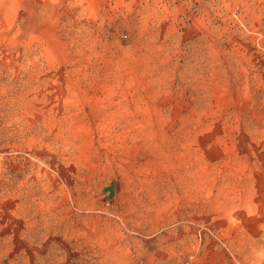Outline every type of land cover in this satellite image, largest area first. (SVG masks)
<instances>
[{
  "label": "rangeland",
  "instance_id": "1",
  "mask_svg": "<svg viewBox=\"0 0 264 264\" xmlns=\"http://www.w3.org/2000/svg\"><path fill=\"white\" fill-rule=\"evenodd\" d=\"M0 264H264V0H0Z\"/></svg>",
  "mask_w": 264,
  "mask_h": 264
}]
</instances>
